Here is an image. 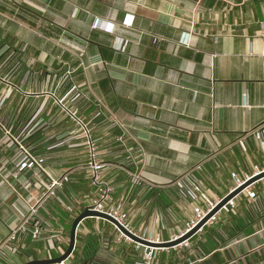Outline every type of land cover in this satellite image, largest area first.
<instances>
[{
  "label": "crops",
  "instance_id": "obj_1",
  "mask_svg": "<svg viewBox=\"0 0 264 264\" xmlns=\"http://www.w3.org/2000/svg\"><path fill=\"white\" fill-rule=\"evenodd\" d=\"M79 121L96 140L110 204L132 232L170 240L205 206L201 194L217 201L233 176L264 166L252 134L264 125V0H0V264L66 249L91 192ZM252 188L187 245L150 246L152 260L111 222L84 218L64 264L80 263L84 246L94 264H260L264 178ZM14 230L21 256L3 246Z\"/></svg>",
  "mask_w": 264,
  "mask_h": 264
},
{
  "label": "built area",
  "instance_id": "obj_2",
  "mask_svg": "<svg viewBox=\"0 0 264 264\" xmlns=\"http://www.w3.org/2000/svg\"><path fill=\"white\" fill-rule=\"evenodd\" d=\"M81 124H82V128H83V130H82L83 135L85 138L84 146H85V151H86V162H85L84 168H85V173H86V176L88 178L90 190H91L90 199H89L88 204L86 205L85 208L95 210L98 212L108 213L111 216L115 217L122 225H124V227H126L128 230H130L128 225L124 222L123 214H120L118 212L117 208L110 204V202L112 200L111 193H112L113 187H112L109 180H106L103 178V174H102L103 163L99 159L98 146H97L96 140L92 137V135L90 133V129L87 127V125L83 124V123H81ZM252 134H253L254 138L257 140V142L259 143V145L261 147H264V125H260L259 127L254 129ZM25 158H26L25 155H23V157L21 158L20 161L24 160ZM42 161H43V159H41V158L34 159L32 164L34 163L36 165H39ZM262 171H264V166L260 170L255 171L249 177H246L243 179L236 177V176H233V184L227 193H229L230 191H232L236 187L240 186L242 183H244L250 177H252V176H254V175H256ZM262 178H264V177H262ZM67 181H68L67 175H62L60 178H56V179L51 178L50 182L47 186V194L48 195H54L55 189L61 188ZM252 183L249 184L248 186H246L245 188H243L239 194H244L248 198H254L256 196V192H255L254 188H252ZM194 190H198V187H195ZM201 197L205 202V206L196 208L193 217L186 223L185 228L183 230H180L178 234L173 235L170 238V240H173V239L179 237L180 235L185 233L187 230H189L191 227H193L200 219H202L204 217V215L208 211H210L216 205V203L218 201H220L222 199V198H220L217 201H212V200H209L204 194H201ZM235 197L229 199L220 208V210H223L225 212H230L235 207V200H234ZM67 208L69 211H72V209L70 207H67ZM31 211H32V213L36 212V210L34 208H32ZM213 218H214V216H212L206 222V224L208 222H210ZM42 223H43L42 220L38 218L32 224V226L30 228L31 240L37 241L40 239V237L42 235V225H43ZM203 227H201L198 231H200ZM16 232H17V230L12 231L9 234V236L7 237L6 241H4V244H3V246L11 253H15V249H16L11 244V242L14 241L16 238ZM124 237H126V236H124ZM186 241L187 240H185L179 244L184 243V245H187ZM48 248L60 250V248L56 247L55 245H49ZM146 249H147V251L145 252V257L147 258V260H152L155 256L154 249L150 246L147 247ZM62 264H64V263H62Z\"/></svg>",
  "mask_w": 264,
  "mask_h": 264
},
{
  "label": "water",
  "instance_id": "obj_3",
  "mask_svg": "<svg viewBox=\"0 0 264 264\" xmlns=\"http://www.w3.org/2000/svg\"><path fill=\"white\" fill-rule=\"evenodd\" d=\"M264 177V171L250 177L247 179L244 183H242L240 186L236 187L229 193H227L220 201L216 203V205L208 211L202 219H200L193 227H191L189 230H187L185 233L180 235L179 237L168 240L164 242H154L149 239L143 238L136 233L128 230L124 225H122L115 217L111 216L108 213L104 212H98L95 210L87 209L85 208L83 211H81L72 221L70 231H69V242L66 247V249L57 257H47L43 259H31L28 261H25L20 264H62L64 263L72 254L75 248V240H76V229L79 223L84 219L88 217H99L103 218L112 224L116 226V228L126 237L130 238L133 241L142 243L144 245L153 246V247H173L185 240H188L190 237H192L201 227H203L206 222L214 216L217 212H219L220 208L231 198L235 197L237 194L241 192L243 188L251 184L257 179H260Z\"/></svg>",
  "mask_w": 264,
  "mask_h": 264
},
{
  "label": "trees",
  "instance_id": "obj_4",
  "mask_svg": "<svg viewBox=\"0 0 264 264\" xmlns=\"http://www.w3.org/2000/svg\"><path fill=\"white\" fill-rule=\"evenodd\" d=\"M34 14V12L32 11V9L26 5H20L18 7V11L16 12V16L18 18H20L23 21H26L28 23H32V21L29 18V15ZM22 248L21 247H16L15 252L18 254V256H21V254H19V252H21ZM94 249L89 250V248L87 246H84L83 250H82V261H80V263L78 264H94L93 263V257H94ZM76 254V253H75ZM74 254V259L77 255ZM257 254V252L255 253ZM259 258L258 261L260 262V264H264V248L260 249V253L258 254ZM29 255H27L26 257H28ZM46 256L47 257H57L58 253H56L53 249H48L46 251ZM32 258H35L34 255H32ZM26 260H30V259H23L22 261L25 262ZM75 261V260H74ZM247 263L249 264V262L247 261Z\"/></svg>",
  "mask_w": 264,
  "mask_h": 264
}]
</instances>
